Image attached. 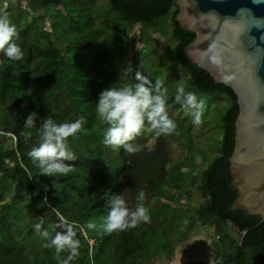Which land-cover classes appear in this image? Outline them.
Listing matches in <instances>:
<instances>
[{
    "label": "trees",
    "instance_id": "trees-1",
    "mask_svg": "<svg viewBox=\"0 0 264 264\" xmlns=\"http://www.w3.org/2000/svg\"><path fill=\"white\" fill-rule=\"evenodd\" d=\"M24 2L25 6L18 3L16 9L8 6L6 11L19 32L16 42L24 58L10 60L0 54V264H57L54 249L45 248V241L34 230L41 219L42 230L62 219L79 225V256L72 264H140L148 260L150 252H163L169 258L170 237L185 241L196 223L214 227L219 241L223 240V248L216 247L223 254V264H264V223L251 228L260 221L259 216L231 209L237 197L229 169L238 114L236 95L185 54L184 47L195 33L176 20L174 0H108L110 10L121 16L118 19L110 18L108 12L103 14L106 18H98L100 0ZM162 16L170 17L165 19L171 20V28L168 34L159 31L165 40L158 41L165 48L173 46L174 59L168 64L165 57L153 53L146 70L155 72L153 83L172 70L175 74L165 76L166 88H176L184 81L187 90L201 98L210 93L222 95L228 103L221 117L222 132L213 135L214 146L207 145L212 133L204 123L209 120L203 114V123L195 126L192 117L178 109L179 114L172 110L169 116L179 135H161L151 151L147 145L153 134L148 132L132 141L145 145L136 154L123 147H105L106 125L99 121L95 108L99 93L131 83L126 72L129 61L146 51L149 42L152 46L156 43L153 33L158 31L148 34V27ZM49 17L52 22L47 30L45 20ZM121 22L128 23V30H120ZM136 24L141 25L142 46L129 58L136 40L129 33ZM53 37L64 44L63 52ZM116 51L127 54L122 63H117ZM154 58H160L158 63ZM177 67L185 73L180 80ZM31 112L37 113V126L28 129L24 120ZM46 116L58 123L81 116L86 120L78 138L68 140L78 157L66 162L74 167L68 176L39 175L28 156L38 145L39 124ZM26 133H31L27 141ZM175 143L180 147L177 152ZM190 187H195L204 201L188 214L180 203L183 196L191 198ZM141 191L150 223L104 236L87 228L88 222L99 224L107 215V196L121 194L134 208ZM227 223L238 231L240 239L242 231L248 230L242 244L226 232Z\"/></svg>",
    "mask_w": 264,
    "mask_h": 264
},
{
    "label": "clouds",
    "instance_id": "clouds-1",
    "mask_svg": "<svg viewBox=\"0 0 264 264\" xmlns=\"http://www.w3.org/2000/svg\"><path fill=\"white\" fill-rule=\"evenodd\" d=\"M261 3L262 0H254ZM19 32L6 11H0V54L10 60H21L24 52L16 42ZM132 79L123 87L110 86L99 93L95 104L96 115L102 125V143L105 147L119 150L121 147L130 154L142 151L145 145L133 144L144 132L152 133L153 140L147 145L148 150L156 138L161 135H179L176 122L169 116L167 109L166 77H158L153 83L147 75L131 67L126 69ZM175 101L183 111L192 117V123L200 126L206 110V100L194 91L187 90L184 81L177 83L174 94ZM37 113L31 112L24 120V127H36ZM86 120L83 116L74 121L58 123L52 116H46L39 124V142L28 153L32 163L38 168L39 175L49 177L68 176L73 172L72 162L78 157L69 148V138H78ZM31 133L25 134V141ZM31 178V177H30ZM145 193L141 191L136 206L130 207L121 194L113 193L106 197L108 212L99 224L88 222L87 228L95 230L98 235H111L114 232L131 230L142 223H150L149 209L144 205ZM44 221L34 224V230L45 241L44 247L54 249L57 264H72L79 256L80 241L77 239L79 225L62 219L61 222L42 230ZM59 229V231L57 230ZM62 255V254H65Z\"/></svg>",
    "mask_w": 264,
    "mask_h": 264
},
{
    "label": "water",
    "instance_id": "water-1",
    "mask_svg": "<svg viewBox=\"0 0 264 264\" xmlns=\"http://www.w3.org/2000/svg\"><path fill=\"white\" fill-rule=\"evenodd\" d=\"M176 20L195 33L184 52L236 95L235 142L229 158L237 197L231 209L264 223V0H174ZM248 230L242 231L240 244Z\"/></svg>",
    "mask_w": 264,
    "mask_h": 264
},
{
    "label": "rangeland",
    "instance_id": "rangeland-1",
    "mask_svg": "<svg viewBox=\"0 0 264 264\" xmlns=\"http://www.w3.org/2000/svg\"><path fill=\"white\" fill-rule=\"evenodd\" d=\"M25 0H0V11H7L8 6H11L13 9L17 8V4L21 3L22 6H25ZM101 3L98 4V10L100 12V16L98 18H106L103 14L108 12V16L110 18H121V16L114 10H110L109 8V2L108 0H100ZM52 17H49L48 19L45 20V28L47 30H50V23L52 22ZM165 18H170L169 16H162L158 17L157 20H155L154 24H151L150 27H148V34L157 32L158 33H153V36L156 38V43L152 46L151 42H149V48L144 51L142 54H139L138 57H132L133 61L136 62V64L133 63L132 59L129 61V67L132 69L135 67L137 70L141 71L143 74L147 75L150 79L153 77L155 72L152 71H147L146 70V64L149 63V59L153 56V53L158 54L160 57H165V60L168 62V64L172 63V59H174L173 56V46L170 47H164L163 45L160 44V42H163L165 40V37L162 36V34H159L161 31L162 33L168 34L171 28V20H167ZM115 22H118L117 20ZM141 28L140 24L134 25V27L131 29L129 36L136 39L135 40V45H134V50L133 53L129 55V58L140 50L142 43L139 41V30ZM120 30L121 31H126L128 30V23L127 22H121L120 23ZM57 45L60 47L61 51H64V44L57 42L56 37H53ZM106 38V37H104ZM112 39V38H110ZM160 42H159V41ZM162 53H160V52ZM117 55V63H122L123 59L122 57L127 56V54L124 55L123 52L116 51L115 52ZM125 59V58H124ZM155 59V58H154ZM158 63L160 58L155 59ZM139 65V67H138ZM176 71V76L178 77V80H180L184 75V70L180 69L179 67L175 68ZM168 72V73H167ZM168 74H175L172 72V70H168L163 72L162 76H166ZM129 82H133L131 79V76L129 77ZM175 92V87L173 88H167V95H168V103L167 109L168 113L172 112L179 114L180 109L183 114V112L180 104H178L174 98L171 97V95ZM204 99L206 100V110L204 112V119L208 122H205L207 127H210V132L212 134L209 135V141L210 143L207 142V145L214 146L215 141H214V136L217 137L218 134L222 132V115L224 114L225 110L227 109L228 103L223 98L222 95L218 93H210L204 96ZM177 109V110H176ZM2 123V118L0 117V124ZM197 127L195 128V130ZM1 133V132H0ZM2 134H0V137ZM199 138L196 139L198 142ZM218 140V138H217ZM152 141V140H151ZM150 141V142H151ZM176 144V143H175ZM174 144V145H175ZM202 145V143L200 144ZM219 145V142H216V146ZM175 150L176 152L180 148L179 145H175ZM199 146V145H198ZM192 150H195V148H192ZM198 162L200 160L196 159ZM187 190L192 192L191 198H186L185 196L182 197L181 199V205L185 206L184 209H188V214H191L192 210L199 207L200 204L203 203V199L197 192L195 187H190ZM186 194V193H185ZM214 227H211L208 229V227L202 226L200 223H196L194 226V229L189 232V235L185 241H177L176 238L170 237L171 241V253L169 257L171 258L173 255L175 256V253H177L180 250H189L193 252V257L195 258V261L187 262L185 264H223V254L218 253L216 250V247L223 248V240L219 241V235L214 231ZM229 236L236 240L239 241L240 239V234L238 231L231 226L230 223H227V231H226ZM173 238V239H172ZM193 238L194 244L191 248H188V243L187 241H190ZM202 252V253H201ZM201 253V254H199ZM156 253L154 254L153 252H150L149 259L155 258ZM200 256H204L203 258H200ZM169 258V259H170ZM168 260V259H165ZM141 264V263H140ZM145 264V263H143ZM184 264V263H183Z\"/></svg>",
    "mask_w": 264,
    "mask_h": 264
},
{
    "label": "crops",
    "instance_id": "crops-1",
    "mask_svg": "<svg viewBox=\"0 0 264 264\" xmlns=\"http://www.w3.org/2000/svg\"><path fill=\"white\" fill-rule=\"evenodd\" d=\"M195 240V239H194ZM194 240L193 238L190 241H187L188 243V248H191L194 244ZM159 246V244H158ZM202 253V252H201ZM199 253V254H201ZM148 256V260H144L141 264L145 263V264H185L187 262H191L192 260L195 261V258L193 257V252L189 251V250H180L177 253H175V256L173 255L170 259L168 257H166L163 252L161 253H156L155 258L149 259V255ZM146 256V257H147ZM204 256H200V258H203ZM168 259V260H165Z\"/></svg>",
    "mask_w": 264,
    "mask_h": 264
}]
</instances>
